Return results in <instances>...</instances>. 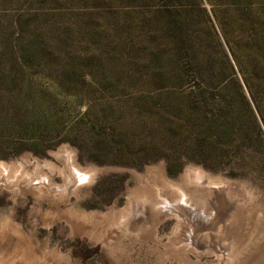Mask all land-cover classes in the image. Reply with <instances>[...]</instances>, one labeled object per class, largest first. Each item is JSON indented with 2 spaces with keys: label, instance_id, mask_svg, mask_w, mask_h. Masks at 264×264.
<instances>
[{
  "label": "rangeland",
  "instance_id": "1",
  "mask_svg": "<svg viewBox=\"0 0 264 264\" xmlns=\"http://www.w3.org/2000/svg\"><path fill=\"white\" fill-rule=\"evenodd\" d=\"M0 176V264H264V0H0Z\"/></svg>",
  "mask_w": 264,
  "mask_h": 264
},
{
  "label": "bare ground",
  "instance_id": "2",
  "mask_svg": "<svg viewBox=\"0 0 264 264\" xmlns=\"http://www.w3.org/2000/svg\"><path fill=\"white\" fill-rule=\"evenodd\" d=\"M1 173H3V172H1ZM77 174H78V176L80 175V179L84 180L86 178L85 174H83V173H77ZM199 176H202V175H199ZM202 178H204V177H202ZM48 182L49 181L44 180L43 185L46 186L52 194H56L57 191L64 190L63 188L60 189V187L59 188L57 187L55 190H53L52 186H50L48 184ZM28 184H27V187H28ZM38 188H40V187H38ZM67 190H69V189H67ZM61 191H60V193H61ZM177 200H179V199H177ZM177 200L171 204L170 203L167 204L165 202V205L159 210L155 209V207H153L152 204H151L152 206L148 207L146 211H143L142 209H140L137 211L139 213L140 217L133 216L134 221L126 222V224H124V225H126V228L129 229L130 231H133L137 228V224L139 223L137 221L138 219H141L142 224H143L145 218L151 224L157 223L160 219H172V220H174L175 227L181 228V232H180L181 233V239L180 240L182 242L187 243L188 245H193L197 249H205L206 252L208 250H213L214 252H217V249H216L217 246L216 245H218L219 248L223 247V245L221 246L216 242L217 236L213 237V235H212V237L211 236L209 237V235L207 234L208 233L207 231L208 230H214L216 232L217 231L219 232L220 230L223 229V227L226 228L227 224L232 219L231 214H229V216H231L230 219H227L228 214L226 216L224 215V213H226V212L223 213V211H225L226 208L221 210L220 205L216 206V205L212 204L211 207L207 208L208 210H206V211H204L200 207H198L202 210L201 211V210H198L197 206L192 204V202L190 201L191 199L187 200V201H182V200L180 201L179 200L180 202ZM217 203H220V202H217ZM222 204H224V203H222ZM160 216H162V217L160 218ZM219 233H221V232H219ZM209 239H210V241H209Z\"/></svg>",
  "mask_w": 264,
  "mask_h": 264
},
{
  "label": "trees",
  "instance_id": "3",
  "mask_svg": "<svg viewBox=\"0 0 264 264\" xmlns=\"http://www.w3.org/2000/svg\"><path fill=\"white\" fill-rule=\"evenodd\" d=\"M246 86V85H245Z\"/></svg>",
  "mask_w": 264,
  "mask_h": 264
}]
</instances>
